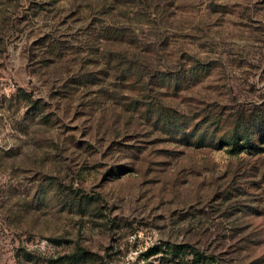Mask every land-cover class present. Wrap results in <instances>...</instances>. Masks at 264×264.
<instances>
[{"label": "rangeland", "instance_id": "obj_1", "mask_svg": "<svg viewBox=\"0 0 264 264\" xmlns=\"http://www.w3.org/2000/svg\"><path fill=\"white\" fill-rule=\"evenodd\" d=\"M174 244L264 264V0H0V264Z\"/></svg>", "mask_w": 264, "mask_h": 264}, {"label": "trees", "instance_id": "obj_2", "mask_svg": "<svg viewBox=\"0 0 264 264\" xmlns=\"http://www.w3.org/2000/svg\"><path fill=\"white\" fill-rule=\"evenodd\" d=\"M116 60L118 61L117 58H116ZM111 61H112V59L110 58V62ZM126 62L127 61H125V60H119L118 62H113L114 65H113V63H109V62L108 63L110 65L109 68L111 70H113V68H116L117 70L120 71L122 66H124V64ZM127 63H129V62H127ZM133 65H134V63L131 62V66L126 70L132 71ZM136 68H138L136 73H144L143 69L146 67H143V66L138 67L137 66ZM241 140L243 142H241ZM199 144L202 146L208 145L204 140L203 141L201 140ZM222 144L223 145L224 144L232 145L233 150L235 152H240V151L245 150V149L258 150L260 148L253 142V140L249 137V135L246 136L245 134H238V133H234V134L227 136V137L223 138L222 140H220L218 145H222ZM169 248H170L169 252L172 253V256L174 258L179 259V262H181L183 264H189V262L185 261V258L188 254L194 255V259H193L194 262H195V260L197 262H204L207 259V257H205L203 254H201L199 251L192 249V247L188 244H174L172 246H169ZM91 260H93V258H92V254L90 252L83 250V249H78L74 253L69 254L68 256H65L64 258H62L61 264H83L84 262L91 261Z\"/></svg>", "mask_w": 264, "mask_h": 264}]
</instances>
